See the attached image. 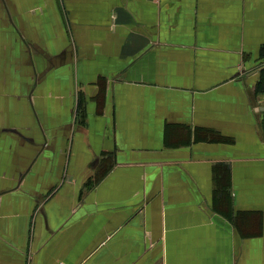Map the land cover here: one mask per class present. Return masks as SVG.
<instances>
[{
	"label": "crops",
	"instance_id": "obj_1",
	"mask_svg": "<svg viewBox=\"0 0 264 264\" xmlns=\"http://www.w3.org/2000/svg\"><path fill=\"white\" fill-rule=\"evenodd\" d=\"M0 264H264V0H0Z\"/></svg>",
	"mask_w": 264,
	"mask_h": 264
}]
</instances>
